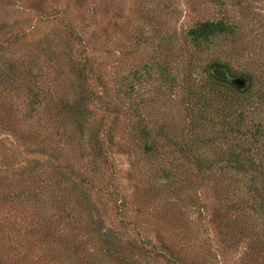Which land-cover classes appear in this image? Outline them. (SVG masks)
Instances as JSON below:
<instances>
[{
	"label": "rangeland",
	"instance_id": "rangeland-1",
	"mask_svg": "<svg viewBox=\"0 0 264 264\" xmlns=\"http://www.w3.org/2000/svg\"><path fill=\"white\" fill-rule=\"evenodd\" d=\"M218 20L233 33L194 49L187 30ZM84 57L90 73L79 76L70 63ZM12 63L19 94L13 92L21 95L0 86V107L18 106L7 116L13 129L0 111V264H117L98 249L103 230L119 252L120 244L143 246L142 240L157 249L155 255L146 247L148 257L138 264H171L163 259L169 253L178 264H264L263 237L250 249L247 236L237 233L244 222L237 224V212H225L224 225L215 220L218 188L211 174L201 178L191 162L199 154L212 168L228 166V150L244 158L240 147L247 141L229 140L221 151L217 139L204 138L212 137L211 128L201 133L190 127L186 105L187 92L205 77L204 69H214L225 86L258 105L248 115V128L264 116V99L258 98L264 97V0H0V70ZM228 78L243 82L235 87ZM27 79L49 94L58 121H47L40 108L28 116ZM75 100L69 122L60 105ZM218 129L213 134L219 136ZM145 142L154 144L153 155ZM251 157L264 169V156ZM53 165H62L65 176L70 166L88 181L57 185L58 175L49 174ZM162 168L171 170V182L160 175ZM243 178L230 189L241 194L234 201L250 216L246 225L260 233L264 208L253 195L263 188L257 193ZM237 179L232 176L225 185ZM52 189L62 195L58 208L51 206ZM17 193L33 199L15 202ZM90 211L98 219L93 231L80 222L72 228L64 217ZM49 231L52 237H44ZM74 245L86 250L74 254L81 260H73ZM137 250L141 254V247Z\"/></svg>",
	"mask_w": 264,
	"mask_h": 264
},
{
	"label": "trees",
	"instance_id": "trees-1",
	"mask_svg": "<svg viewBox=\"0 0 264 264\" xmlns=\"http://www.w3.org/2000/svg\"><path fill=\"white\" fill-rule=\"evenodd\" d=\"M232 27L228 26L225 22L222 20L218 21H202L196 23L194 26L190 27L187 30V35L189 42L193 46L194 49L197 51H200L202 48L210 47V44H212L216 37L222 34H232L233 33ZM213 64H215L213 62ZM70 66L72 70L79 76H84L86 74H89L90 64L88 60L84 57L83 60L80 62H71ZM214 68V66H212ZM17 65L9 64V66H5V68H2L0 70V86L1 89L4 91H16L13 87L15 84V73H17ZM205 77L201 79L199 85L194 88H190L188 90L187 95V110L189 112V125L190 127H198L200 128V131H205L207 129L210 131V128L212 129V137L205 136L207 141L211 139H217L216 145L218 146V142L220 143L221 151H223L225 148H228V141L234 140L236 144L239 143V141L243 140L244 138L247 143L240 147L242 150L241 153L242 157H240V154H237L236 152L232 150H228V156L227 159L224 158V163H227L228 166H223L220 168H212L211 165L206 164V160L199 154L196 155V157L193 155L191 158L192 164L195 166V171L199 172V176L201 178H204L203 175L207 172L211 174L214 181V188H218L216 190V199L218 201V207L213 212V216L215 220L219 221L221 225H224L227 222V216L225 212L227 211H235V213L240 218L241 224L243 221V226L241 228L238 227V232L240 235L247 236V246L248 248L252 249L254 245H256L257 236H262L264 240V222L262 226V231L260 233L253 232L252 229L249 228L248 224L250 222V216L247 215L245 212L243 213V209L239 208L240 205H237L236 201L234 199L236 197L241 198V194L234 193L230 189V187L233 185L234 188H237L241 183H244V178H247L248 186L250 189L254 190L255 192L258 191V187L261 186L263 188L262 193L260 195H253L254 203L259 208H264V200H262V197H264V169H259V166L261 162L256 164L253 159L252 155L256 154L264 156V116L260 115V118H257V120L252 121V128H248V119L250 117L248 115H251L252 112H256L258 109V105H251L249 103V100L245 96V93L237 94L229 89V87L225 86L221 80H219L218 76L214 74V69H204ZM162 75H164L162 73ZM164 77V78H163ZM162 77L163 80H165V75ZM215 79H214V78ZM225 77V76H224ZM226 78V77H225ZM34 85V81L31 79L26 80V87L23 89V97L24 102H26L24 105L27 108L28 116H31V113L35 110V108H40V112L42 115L44 114L47 121L53 120V122L58 121L57 117L59 115V111H56V107L50 106L49 103V94L46 91L39 90L36 87H33L32 83ZM192 85H196L194 82H191ZM20 89V88H19ZM17 93L19 91H16ZM15 93V92H13ZM255 93L259 94L260 91L257 89ZM16 94V93H15ZM19 94V93H18ZM16 94V95H18ZM89 99L94 97L93 93H88ZM21 95V94H20ZM18 95V96H20ZM80 97H82V94L79 92V97L76 99L78 100ZM87 97V93H86ZM258 98L263 101L264 97L258 96ZM74 102H64L62 105H60V112L62 113L61 116H67V121H72L73 118V111H74V105L77 104V101ZM11 107V106H9ZM18 106L15 105L13 109H17ZM53 108H55L53 110ZM2 110V114L5 116V123L8 125V129H13L12 125L8 119L7 116H10L14 110L11 109H2L0 107V111ZM17 111V110H16ZM77 113L80 118H83V110L77 109ZM214 116V117H213ZM216 117V119H215ZM219 119V123L216 121ZM67 121L65 123H67ZM65 123H61L60 127L62 125H66ZM218 124V125H217ZM79 125V123H78ZM81 125V124H80ZM242 126H244V130H242ZM139 127V126H138ZM215 128H219L217 130V133H220L218 136L217 134H213L215 131H213ZM63 131L66 130V127H62ZM140 132L141 134L144 132V128L140 126ZM248 134V135H247ZM36 134L31 137L33 140L36 139ZM190 141L194 142L196 140V135L192 134L190 135ZM50 142V140H49ZM144 148L147 152H149L150 155L154 154L155 146L152 142H145ZM52 155H55L57 152L56 148V142L52 143ZM56 148V149H53ZM219 148V149H220ZM194 151V148L191 149ZM196 151V149H195ZM225 152V151H224ZM223 152V153H224ZM182 154V150L179 152ZM185 155L187 157L185 158ZM181 157L185 158L186 161L189 158V154H183ZM247 157V158H246ZM249 157V158H248ZM53 169L50 171V176H57L59 177L58 182H64V184L67 181L75 182L74 185H77L78 183H86L88 181V177L84 174H81L79 172H74L70 166L67 167L68 175L65 176L63 174V170H61L62 165H53ZM160 175H162L166 180L171 182L172 179V172L168 168H162L160 170ZM205 176H208L207 174ZM232 176L238 178L237 180L233 181L232 184L228 187V185H225L226 180L231 179ZM174 185V184H172ZM176 187V186H175ZM54 189L50 191L51 194V201L52 205L55 208H58V206H61L60 198L61 196H57L54 194ZM258 193V192H257ZM78 199H83V196L79 197ZM5 199V198H4ZM33 199V195H30L28 193H17L13 196L12 200L15 202H20L21 200H28ZM85 199V198H84ZM220 201L222 203H220ZM249 204V203H248ZM246 205V204H244ZM250 206V205H249ZM86 210V209H85ZM69 211V210H68ZM264 211V210H263ZM240 212V213H239ZM81 214H75L71 217L69 214H64V217L67 219V223L70 227L75 228L72 224L76 222H80L82 226H87V224H90L91 230L98 228L95 224H97L98 219H93L92 212L90 211L87 215L84 214V217L80 216ZM68 217V218H67ZM93 226H92V224ZM246 221V222H245ZM66 225V223L64 222ZM81 226V228H82ZM234 228H237L236 225ZM103 229V228H102ZM237 231V230H236ZM100 237L98 239V249L99 251L103 250L102 256L105 255L108 258L109 262L112 263V260H114L117 264H138V261L141 259H146L148 257V250L147 248L155 255H157L158 251L155 249L153 245L146 246L144 243L145 241H141L140 243L143 246H131V243L128 244H120L122 250L119 252L117 251V247L114 244L113 240L108 236L107 232L103 230V232H100ZM48 236L52 237L51 232H46L44 234V237ZM260 239V238H259ZM263 242V241H262ZM82 246L74 245L72 246L71 252L74 258L76 260H81L80 257L74 256V254H77V252H81L83 255L85 254L86 250H83ZM141 247V254L140 251L137 250V248ZM147 247V248H146ZM167 251H169V248H167ZM102 253V251H101ZM169 253V252H168ZM170 255V253H169ZM163 255V259L165 261H169L171 264H178L174 258L169 256ZM77 262V261H75Z\"/></svg>",
	"mask_w": 264,
	"mask_h": 264
},
{
	"label": "water",
	"instance_id": "water-1",
	"mask_svg": "<svg viewBox=\"0 0 264 264\" xmlns=\"http://www.w3.org/2000/svg\"><path fill=\"white\" fill-rule=\"evenodd\" d=\"M228 82L231 85L238 87V84H241L243 82V79L242 78H228Z\"/></svg>",
	"mask_w": 264,
	"mask_h": 264
}]
</instances>
